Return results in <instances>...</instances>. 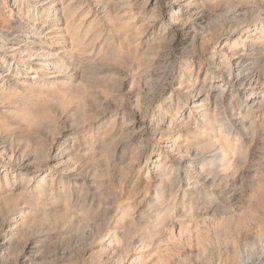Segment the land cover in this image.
<instances>
[{"label":"bare ground","instance_id":"6f19581e","mask_svg":"<svg viewBox=\"0 0 264 264\" xmlns=\"http://www.w3.org/2000/svg\"><path fill=\"white\" fill-rule=\"evenodd\" d=\"M263 2L0 0L9 22L0 27V264H48L51 247L55 258L79 264L77 252L90 235L100 250L89 260L102 264L107 254L105 264H122L138 244L170 241L177 226L182 235L191 231L232 187L240 195L248 180L251 197H264V20L211 53L233 68L227 84L207 73L192 89L188 111L179 100L159 106L157 130L171 108L176 120L172 135L161 138L166 155L158 151L153 163V198L130 203L112 182L111 192L99 185L131 146L139 157L144 152L142 88L167 76L175 39L183 54L209 30L208 20L232 12L243 22L240 12ZM185 74L190 82L192 68ZM43 164L49 167L40 171ZM215 212L213 242H232L233 251L249 222L258 221L253 211L222 219ZM196 241L204 251L209 238Z\"/></svg>","mask_w":264,"mask_h":264},{"label":"rangeland","instance_id":"374dc122","mask_svg":"<svg viewBox=\"0 0 264 264\" xmlns=\"http://www.w3.org/2000/svg\"><path fill=\"white\" fill-rule=\"evenodd\" d=\"M263 7H264V2L263 4H261L260 8L257 7L253 9H248L247 11L243 13L240 12V14L242 15L245 14L246 16L243 18L244 19L243 22L242 21L240 22L239 19H237L232 12H229L230 14L226 13L225 15L223 14L221 16H218L217 18H212L211 20H208L206 24L207 23L210 24L208 28L209 30H207L206 33L202 34L203 31L199 29L201 31H200V35L198 36V39L193 44V46L187 49L186 52L183 54L180 50L181 47L177 46L178 45L177 38L175 39L173 45L171 46L172 49L170 50L172 60L174 61L175 64L173 63V66L169 70V73L167 74V76L163 78L161 82H159L160 80L159 81L152 80L151 81L152 83L150 82V84L148 83L144 87V89L142 88L141 96L143 99L146 100L144 101V105L146 106L143 105L144 106L143 107V117H144L143 122L145 123L143 130L145 129L144 130L145 138L148 137L147 142L144 145L145 150L143 153H140V157H139V154L137 156V150L135 149V147L131 146L124 160L121 162H118L119 166L117 164L116 168L113 167V170H115L113 171V175L109 178L104 177L108 180V182H106L104 178L99 179L100 181L99 185L101 184V182L103 184L101 185L104 188L102 189L104 193L112 191L109 188L110 182H112L114 184L113 187L115 188L113 192H115L116 196L117 197L121 196V198L130 197V201H129L130 203L134 201V198L135 200H137L136 202L138 203H140V201L143 200V198L145 197H147L146 199L153 198L154 192L152 191H154L153 187L155 186V183L151 179V177L153 176L155 172L154 169H152L153 163L159 158V155H157V152L162 150L160 148V145L165 146V144H162L161 142L162 136L169 138L168 137L169 134L172 135V132L169 130V127L172 126L173 122L176 120L175 118L176 116H174V113L172 112L173 108H171L169 109V113H167V116L165 117L166 122L164 126H162L161 128L162 130L161 129H160L161 131L157 130L155 128V125L156 123L160 121L159 118L156 116L159 106L162 104L167 105L168 103L169 104L167 106H169L171 104H175L177 102L176 100H179V103L181 102L183 104L182 110L186 109V111H188L189 103L192 100L191 98H193L191 91L192 89H195L197 85H198L197 88L200 89L199 84L203 82L207 73H209V75L214 78L213 79L214 81L215 80L217 82L219 81V86H222L225 83L227 84V80H225V78L230 75V72L233 70V68L229 67L228 62L224 63L220 59H218V57L211 59V53L212 52L217 53L218 50L223 49L225 42H227V45H232L235 42V40L241 38L244 35L246 37L248 33L247 32L248 29H246L245 27L248 24H250V30H253L255 27L259 25L261 20H264V8ZM0 15H2L0 17V27L2 25V27L4 26L8 28L9 22L7 21V16L1 12H0ZM210 26H212L213 29L210 28ZM243 28L244 30H241ZM217 34H221V35H219L216 39H214V36ZM12 37L13 36H11L10 39ZM203 43H204L203 49L201 50L200 48ZM237 47H242V44H237ZM215 62H217L218 64L217 63L215 64ZM188 67L192 68V75L190 77V82H184V79L187 78V75L185 73ZM221 73L223 76L221 75ZM221 80H224V82L222 83ZM157 83L159 84L157 85ZM142 93H145V94H142ZM170 100H173L174 102L170 103ZM174 108L176 107L174 106ZM165 125H168V126H165ZM160 152L162 153V156L166 155L163 150ZM260 152H261L260 153L261 158L259 160L261 162L263 161L264 163V157H263L264 148L260 149ZM56 155H57V152L54 153V155H52L53 158ZM41 167L42 168H40L39 170L45 171L48 169L49 165L43 164L41 165ZM40 175L41 173L38 171L35 176L38 177ZM184 184L185 182L183 181V185ZM238 185L241 186L240 184ZM251 188L252 187L250 183L248 182V180L241 187L242 191L240 195L236 194L233 196L232 191L235 188L234 187L230 188L229 190H227L228 193L227 194L225 193L227 196L225 194L223 195L221 194L220 196L222 199L224 198L225 203L223 201L221 202L222 205L221 203H218V202L216 203H218L219 205L213 203L212 206L214 208H217L218 206L217 208L218 210L216 211L212 209L214 211H212L209 216H204V217L201 216L200 222L190 224L193 227L191 231H188L182 235L180 234V228L177 226L173 228L174 234L176 233L175 237H174V234L172 235L171 233L170 236H172L171 237L172 240L170 241H168L169 239L168 240L166 239L165 241L163 240L162 242H160L159 244L155 246H150L146 248H142L140 244H138L130 249L129 257L122 264H227L228 263L227 261L229 260L231 261V259L229 258H232L235 250L238 254L236 255L237 258L235 257L236 258L235 261H237L235 262V264H264V237H263L262 227L258 223L260 222L264 224V197H262L261 195L259 199L252 198ZM106 189H108V191ZM182 189H187V186L186 187L185 185L182 186ZM122 191L123 193H121ZM135 205H137V203H135ZM247 210L253 211L255 218H257L258 221L249 222L248 227H250V229H247L248 231L245 230L242 233V235L239 237V243H238L239 248L237 249L234 248V251H233V247L235 246H233L232 242H230L231 243L230 244L224 241L223 243L221 242L222 244H215L213 242V239L215 237V232L213 231H214V228L217 227V225H219L218 223H220L219 222L220 218L218 220H215V219L213 220L211 216L214 214V212L216 211L215 213L220 215L222 219L224 216L225 217L230 216V217L235 218V216ZM137 212L138 214H140L139 211ZM12 214L13 212L11 213L8 212L7 216H10ZM0 220H1V217H0ZM91 230L92 229L90 230L88 229V232ZM94 230L95 229H93V231ZM1 231H2V228L0 227V234H1ZM103 235H107V227L103 228L102 236ZM199 236L203 238L205 237L209 238V242L207 243L205 247L206 249H204V251H202L201 247L197 244L196 240L199 238ZM92 237H93L92 235H90L89 237L86 236V240H82L83 242L80 241L85 246L83 247L81 246L77 252L78 255L81 256V262L79 264H97L94 260L88 259L89 255L91 256L93 252H97L98 250H100L99 248L100 245H98L100 243L98 244L96 243L95 245H90L91 242L94 240V238ZM67 242L68 241H64L65 244H67ZM70 243L71 242H68L69 245L67 244L66 246L73 247V246H70ZM47 250L51 251L50 253L52 254L53 252L52 247L50 248V250L49 248ZM50 253L49 252L46 253L48 257L50 256L51 258L52 256V258L47 261L48 264H69L70 263L63 259H57L55 258L54 254L51 255ZM159 256L162 259V262L160 263H158V260H157ZM101 260L104 261V262L102 261L103 262L102 264H105L106 261H108L107 254L103 255ZM112 263L114 262H110V264ZM114 264H118V263L115 262Z\"/></svg>","mask_w":264,"mask_h":264}]
</instances>
